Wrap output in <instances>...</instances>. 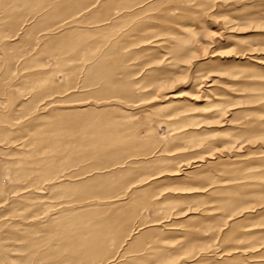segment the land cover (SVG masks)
<instances>
[{"label": "rangeland", "instance_id": "374dc122", "mask_svg": "<svg viewBox=\"0 0 264 264\" xmlns=\"http://www.w3.org/2000/svg\"><path fill=\"white\" fill-rule=\"evenodd\" d=\"M0 264H264V0H0Z\"/></svg>", "mask_w": 264, "mask_h": 264}]
</instances>
